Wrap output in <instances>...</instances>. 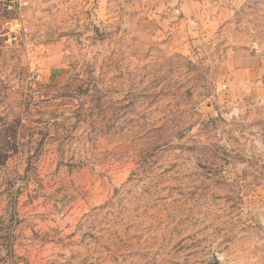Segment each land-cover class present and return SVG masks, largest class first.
I'll return each instance as SVG.
<instances>
[{"label": "rangeland", "instance_id": "1", "mask_svg": "<svg viewBox=\"0 0 264 264\" xmlns=\"http://www.w3.org/2000/svg\"><path fill=\"white\" fill-rule=\"evenodd\" d=\"M264 264V0H0V264Z\"/></svg>", "mask_w": 264, "mask_h": 264}, {"label": "water", "instance_id": "2", "mask_svg": "<svg viewBox=\"0 0 264 264\" xmlns=\"http://www.w3.org/2000/svg\"><path fill=\"white\" fill-rule=\"evenodd\" d=\"M207 264H219V261L217 260V258L215 256H213L208 262Z\"/></svg>", "mask_w": 264, "mask_h": 264}]
</instances>
